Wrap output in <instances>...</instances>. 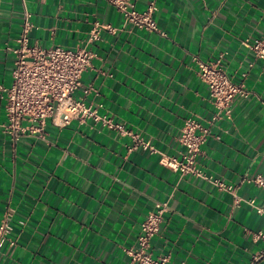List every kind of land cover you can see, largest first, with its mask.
<instances>
[{
  "label": "crops",
  "instance_id": "1",
  "mask_svg": "<svg viewBox=\"0 0 264 264\" xmlns=\"http://www.w3.org/2000/svg\"><path fill=\"white\" fill-rule=\"evenodd\" d=\"M22 1L0 0V85L11 83L14 45L22 25ZM137 10L154 2L166 36L123 24L106 0H24L32 13L30 43L89 48L94 56L82 83L98 92L88 100L126 131L160 151L178 155L184 119L209 126L215 112L193 56L220 59L225 72L251 91L232 105L231 120L210 126L199 167L230 183L264 177V64L241 45L264 36V0H131ZM117 27L86 44L91 23ZM245 74V76H243ZM87 100V101H88ZM0 91V122L4 121ZM218 136V138H217ZM132 138L90 120L13 142L0 131V221L8 215L13 246H0V264H132L124 248L136 242L140 224L156 201L168 200L153 255L172 264H264V190L244 182L241 199L208 182L181 176L158 154L131 149Z\"/></svg>",
  "mask_w": 264,
  "mask_h": 264
},
{
  "label": "built area",
  "instance_id": "2",
  "mask_svg": "<svg viewBox=\"0 0 264 264\" xmlns=\"http://www.w3.org/2000/svg\"><path fill=\"white\" fill-rule=\"evenodd\" d=\"M106 1L121 15L123 24L166 36L164 30L157 26L154 2H150L143 10H137L131 0ZM22 5V25L15 44L3 47L14 57L12 80L9 86L0 85L5 117V120L0 122V131L10 135L13 142L28 132H40L44 135L47 121L57 128H62L73 120L81 124L90 120L93 126L100 125L116 129L121 134H129L133 141L131 149L141 147L149 153L158 154L160 165L181 176L190 175L208 182L217 190L229 193L235 204L241 201L236 190L244 182H251L264 190V177L260 174L253 178H242L239 183L234 184L209 175L199 167L198 157L201 154V146L211 134L210 126L219 120H231L233 102L237 99H247L252 94L244 81L236 82L225 72L220 59L205 61L193 56L197 66L196 74L206 85L215 112L209 120V126L203 125L195 117L184 119L178 136L181 152L178 155L165 154L149 141L142 140L138 134L126 131L112 117L101 113V104L88 100L91 93L98 95L91 84L82 83V75L91 65L94 56L89 48L81 46L70 49L58 45L45 48L35 42L30 43L32 13L24 0ZM117 30L118 28L110 23L95 20L88 30L86 44L98 42L103 31L114 34ZM241 45L264 64V36H246L241 40ZM244 201L258 214L264 215V206L257 204L252 198ZM168 210V200L156 201L153 210L141 222L135 244L124 248L132 264H172L168 254L153 255L151 245ZM10 230L8 215H5L0 221V246L15 244L10 237ZM253 236L255 239H264V232L257 231Z\"/></svg>",
  "mask_w": 264,
  "mask_h": 264
}]
</instances>
